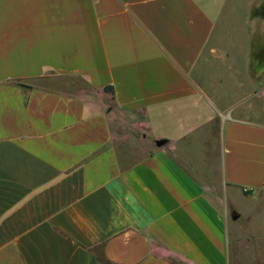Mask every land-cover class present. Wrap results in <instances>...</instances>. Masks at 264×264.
<instances>
[{
    "label": "crops",
    "instance_id": "obj_1",
    "mask_svg": "<svg viewBox=\"0 0 264 264\" xmlns=\"http://www.w3.org/2000/svg\"><path fill=\"white\" fill-rule=\"evenodd\" d=\"M0 264H264V0H0Z\"/></svg>",
    "mask_w": 264,
    "mask_h": 264
},
{
    "label": "rangeland",
    "instance_id": "obj_2",
    "mask_svg": "<svg viewBox=\"0 0 264 264\" xmlns=\"http://www.w3.org/2000/svg\"><path fill=\"white\" fill-rule=\"evenodd\" d=\"M56 80V77H52L50 75L46 76V79L45 81L46 82H50V81H55ZM61 86L63 88H67L65 85H68L69 88L73 87V88H76L77 90H80L82 93L86 94L87 92H89L87 89H86V86L83 84V82L81 80H77V79H62L61 80ZM67 82V84H65ZM89 94L91 96H94V97H100L99 94L97 93H93V92H89ZM103 100V102L106 104L108 110H109V116L111 119H118V121L120 120H132V121H135L137 122L138 124L140 123L141 124V116L138 115V114H126V113H123L119 110H117L111 103V100H110V97L108 94H105L102 96L101 98Z\"/></svg>",
    "mask_w": 264,
    "mask_h": 264
},
{
    "label": "water",
    "instance_id": "obj_3",
    "mask_svg": "<svg viewBox=\"0 0 264 264\" xmlns=\"http://www.w3.org/2000/svg\"><path fill=\"white\" fill-rule=\"evenodd\" d=\"M164 143H165V141H163V140L155 141V145H156L157 147L163 145Z\"/></svg>",
    "mask_w": 264,
    "mask_h": 264
},
{
    "label": "trees",
    "instance_id": "obj_4",
    "mask_svg": "<svg viewBox=\"0 0 264 264\" xmlns=\"http://www.w3.org/2000/svg\"><path fill=\"white\" fill-rule=\"evenodd\" d=\"M103 91L108 92V89H104ZM111 94H112V91H111V89H109V95H111Z\"/></svg>",
    "mask_w": 264,
    "mask_h": 264
}]
</instances>
